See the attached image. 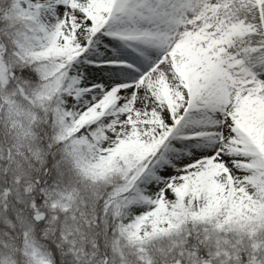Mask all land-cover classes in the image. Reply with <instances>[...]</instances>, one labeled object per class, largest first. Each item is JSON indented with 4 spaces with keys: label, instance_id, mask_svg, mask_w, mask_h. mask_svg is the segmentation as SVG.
<instances>
[{
    "label": "snow or ice",
    "instance_id": "1",
    "mask_svg": "<svg viewBox=\"0 0 264 264\" xmlns=\"http://www.w3.org/2000/svg\"><path fill=\"white\" fill-rule=\"evenodd\" d=\"M0 264H264V0H0Z\"/></svg>",
    "mask_w": 264,
    "mask_h": 264
}]
</instances>
